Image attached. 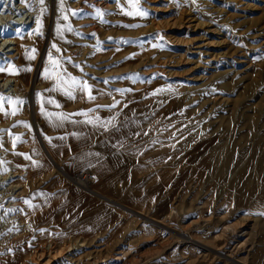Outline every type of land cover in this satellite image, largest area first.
Returning <instances> with one entry per match:
<instances>
[{
	"label": "rangeland",
	"instance_id": "obj_1",
	"mask_svg": "<svg viewBox=\"0 0 264 264\" xmlns=\"http://www.w3.org/2000/svg\"><path fill=\"white\" fill-rule=\"evenodd\" d=\"M107 1L65 0L62 12L45 0L36 34L39 4L0 0V46L16 41L0 67L30 69L3 72L23 81L22 98L0 80L23 101L0 116V164L16 173L0 185V216L16 192L21 226L0 233V264L50 244L54 264H264V0H139L144 16ZM58 25L73 30L61 37ZM49 53L95 99L52 90ZM42 103L70 119L54 126ZM84 169L92 192L75 181Z\"/></svg>",
	"mask_w": 264,
	"mask_h": 264
},
{
	"label": "snow or ice",
	"instance_id": "obj_2",
	"mask_svg": "<svg viewBox=\"0 0 264 264\" xmlns=\"http://www.w3.org/2000/svg\"><path fill=\"white\" fill-rule=\"evenodd\" d=\"M34 2L41 6L40 11H41V14H43V12L46 11V8L43 7L45 4V0H34ZM60 3H61V11L63 12V11H65V9L63 8L65 0H60ZM128 4H129V7L131 10L126 12L125 13L126 15H129V16L147 15V13L145 11L140 9L139 0H128ZM26 7H28L27 3H26ZM72 14L75 15L76 13L73 12ZM97 14L101 15L99 10L97 11ZM62 18L64 20H67L68 16L64 15ZM36 24H37L36 34H42L41 33L42 23H41V19L39 16L36 18ZM136 26L137 25H128L127 27H136ZM6 29H7V26H0V32L6 31ZM65 30L71 32L73 29H72L71 25H64V26L58 25L57 26L58 36L62 37L63 32ZM52 48H54L57 52H60V49L57 48L55 44L52 45ZM35 51H36L35 49L31 50L32 53H35ZM28 58L29 59H35V55H30ZM48 58H49L50 66L45 69V78L52 79L54 81V89H52V90L63 89L66 95H68L71 98H75L73 93L78 89L80 92L86 93L87 98L89 100L95 99V97L92 95V89L88 85L87 81H79L75 77H68L67 79H65V73L63 71H57L58 69H60V61L58 59L54 58L51 55V53H49ZM23 70H30V69L16 70L12 66H10L9 69H6L4 67H0V72L9 71V74H16L18 71H23ZM38 95H41V98L43 101L42 94H38ZM5 103H7L9 106H12L11 112H8L7 110H5V107H4ZM47 103L55 104V101L49 99L47 101ZM117 103H119V102H117ZM21 104H23V101L20 100L19 98L13 99L12 97L4 96L3 94H0V112H3L5 115H13V116L16 115V113L19 111V105H21ZM115 106H116V104H113L109 107H115ZM56 107H59V104H56ZM41 112L50 121H52L54 126H56V127H61L63 125L64 121H67L70 119V115H71V114L65 115L63 113L46 112L43 108V103L41 105ZM77 115H85V113L81 112V113H77ZM87 122L92 123L93 121L88 120ZM19 139H20L19 137H16V139L13 141V146H15L16 140H19ZM61 139H63V137H61ZM0 146H2V145H0ZM25 158L31 159V157H28V156H25ZM26 203H27V201H26ZM8 211H14V210L9 209ZM260 214L264 215V213H260Z\"/></svg>",
	"mask_w": 264,
	"mask_h": 264
},
{
	"label": "bare ground",
	"instance_id": "obj_3",
	"mask_svg": "<svg viewBox=\"0 0 264 264\" xmlns=\"http://www.w3.org/2000/svg\"><path fill=\"white\" fill-rule=\"evenodd\" d=\"M47 1V0H46ZM52 2L53 0H49V2ZM99 2H101L100 4H98L99 6H101V7H105V6H108V1L107 0H99ZM46 3V2H45ZM59 3H60V0H59ZM48 5H49V3H46V5H45V8H47L48 7ZM64 7H65V5H63ZM44 7V6H43ZM60 7V6H59ZM109 7V6H108ZM215 7V6H214ZM40 8H41V6H39V7H34V8H32V9H34V12H36V13H40V19H42V15L43 14H41V11H40ZM23 9V8H22ZM49 9V8H48ZM65 9V8H64ZM67 10V9H66ZM65 10V11H66ZM218 10V8L216 7L215 8V11H217ZM55 11V10H54ZM104 11V10H103ZM214 12V11H213ZM212 12V13H213ZM65 13V12H64ZM32 14V13H31ZM55 14V13H54ZM58 15V14H57ZM44 18V17H43ZM57 18V17H56ZM195 17L194 16H192L191 18H190V20L192 21V23L193 22H196L197 20H195L194 19ZM185 19V18H184ZM1 20V19H0ZM45 20V19H44ZM44 20H42V22L44 21ZM20 21H24V17L22 18L21 17V19H20ZM53 21V20H52ZM43 25V24H42ZM46 25V24H45ZM204 24H202V23H196V24H194V26L193 27H195V28H197V27H199V26H203ZM18 26V25H17ZM36 26V25H35ZM18 28V27H17ZM198 29V28H197ZM52 31V30H51ZM28 32H31L30 31V29L28 30ZM22 34V33H21ZM19 36H21V35H19ZM3 41H4V39H3ZM206 41V40H205ZM7 42H10V45H11V43L12 44H16L15 42V40H13V39H10V38H8L7 39ZM6 41H4V45L3 46H0V48H3L4 46H5V44L7 43ZM208 43V42H207ZM209 44V43H208ZM10 45L8 46V47H10ZM203 46H205V45H203ZM7 47V48H8ZM199 48V47H198ZM197 48V49H198ZM226 48V47H225ZM13 51H16L17 49H16V47L15 48H13L12 49ZM11 50V51H12ZM206 51H208V50H206ZM206 51H204V53L206 52ZM10 52V51H9ZM209 56V55H208ZM210 58H212V60H214L215 59V57H216V55H213V54H210V56H209ZM3 61V60H2ZM6 62V61H5ZM212 62V61H211ZM1 61H0V66H1ZM5 64V63H4ZM211 66H212V64H210ZM14 67V66H13ZM25 72H26V70H25ZM3 73V72H2ZM0 80H1V82L4 84V87H7V89L5 90L7 93L8 92H10L11 94H15V95H21V98H22V95L24 94V83H23V81H21L20 80V78H18V77H16V76H7V75H5L4 73L1 75V72H0ZM26 92V91H25ZM28 92V91H27ZM26 92V93H27ZM5 95H7V94H5ZM34 104V103H33ZM7 105V104H6ZM26 106V105H25ZM4 107H5V105H4ZM34 107H35V105H34ZM8 108H10V109H8ZM24 109V108H23ZM5 110H7L8 112H11V110H12V106L10 107H5ZM22 110V104L21 105H19V111H21ZM24 113V112H23ZM4 113L3 112H0V116L1 115H3ZM34 115H35V113H34ZM11 121H12V119H11ZM8 124V123H7ZM1 126H2V124H1ZM3 126H5V125H3ZM25 134V133H24ZM13 138H16V137H14L13 136ZM181 147H183V146H181ZM7 149V148H6ZM3 152V151H2ZM2 152H0V153H2ZM6 153V152H5ZM4 155V154H3ZM1 156V155H0ZM219 157H220V161L222 160L224 163H226V164H228L229 163V157H228V155H227V153L225 152V153H223L221 156L219 155ZM7 159V158H6ZM8 160V159H7ZM10 164V165H9ZM2 166V168L4 169L2 172L0 171V185L2 184V183H4V182H6V181H8V180H10L11 178H13V177H15L16 176V173H15V171H14V164L13 163H11V162H1V164H0V167ZM231 171V170H230ZM224 174V173H223ZM19 175V174H18ZM21 176V175H20ZM93 176L95 177V175H94V173H93ZM25 177H26V174H25ZM23 178H24V174H23ZM75 181H76V183L78 184V185H80V186H82L83 188H85L86 190H89L90 192H92V186L94 185V183L96 182V177H95V179L93 180V181H91V183H87L86 181H82L81 179H79L78 178V176H76L75 177ZM12 189L11 190H9L8 192H13V189L15 188V187H11ZM24 192V191H23ZM13 198H11L12 199V201L10 202L9 200H8V202L6 203V206L3 208V210L5 211V216L3 217V216H0V233H2L3 231H6L7 229H19L20 230V227L21 226H18V225H14V220H15V218L17 217L16 216V213H15V208H16V205H17V203H16V201L14 200V197H16L15 195H16V192H13ZM20 195V194H19ZM1 198V197H0ZM19 206V205H18ZM9 209H12V210H14V211H8ZM17 219V218H16ZM18 220V219H17ZM231 228V227H230ZM233 229V228H232ZM234 229H236V227H234ZM228 230V229H227ZM227 230H223V231H227ZM10 231V230H9ZM238 231V230H237ZM16 232V231H15ZM14 232V233H15ZM232 233V232H231ZM240 233V232H239ZM244 233V232H243ZM12 236V235H11ZM10 236V237H11ZM15 236V235H14ZM222 236V235H221ZM8 237V236H7ZM227 237H228V235H227ZM5 239V238H4ZM10 239H12V238H10ZM218 239V238H217ZM221 240V239H220ZM226 240V239H225ZM249 240V239H248ZM197 242H198V240H197ZM225 242V241H224ZM240 242V241H239ZM238 242V243H239ZM85 243V242H84ZM241 244V243H240ZM194 245V244H193ZM243 245V244H242ZM55 245H52V244H50L49 246H47L46 248H43L42 249V252H37L38 253V255H35V256H32L28 261H27V263H24V264H54L55 262H57L60 258H61V256H62V252H57L56 250H55V247H54ZM247 246V245H246ZM80 247V244H73V245H71V246H69L68 248H67V252H65V254L66 253H70V252H72L73 250H76V249H78ZM250 247V246H249ZM207 248V247H206ZM218 248V247H217ZM221 248V247H220ZM208 250V249H207ZM221 250H223V249H221ZM243 250V249H242ZM73 254V253H72ZM218 254V253H217ZM63 255H64V253H63ZM223 255V254H222ZM222 255H220V256H222ZM232 255V254H231ZM230 255V256H231ZM205 256V255H204ZM224 256V255H223ZM65 257V256H64ZM246 257H247V255H246ZM219 258V257H218ZM227 258V257H226ZM69 259V258H68ZM205 259H206V257H205ZM224 259V258H223ZM230 259V258H229ZM242 259V258H241ZM66 260V259H65ZM91 260V259H90ZM228 260V259H227ZM226 260V261H227ZM225 261V260H224ZM237 261H239V260H237ZM211 263V262H210ZM242 264V263H241ZM245 264V263H244Z\"/></svg>",
	"mask_w": 264,
	"mask_h": 264
},
{
	"label": "built area",
	"instance_id": "obj_4",
	"mask_svg": "<svg viewBox=\"0 0 264 264\" xmlns=\"http://www.w3.org/2000/svg\"><path fill=\"white\" fill-rule=\"evenodd\" d=\"M78 178L87 183H91L95 179L93 171L91 169H84L78 173Z\"/></svg>",
	"mask_w": 264,
	"mask_h": 264
},
{
	"label": "crops",
	"instance_id": "obj_5",
	"mask_svg": "<svg viewBox=\"0 0 264 264\" xmlns=\"http://www.w3.org/2000/svg\"><path fill=\"white\" fill-rule=\"evenodd\" d=\"M94 192H95V191H94ZM94 192H93V193H94Z\"/></svg>",
	"mask_w": 264,
	"mask_h": 264
}]
</instances>
